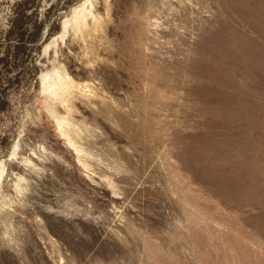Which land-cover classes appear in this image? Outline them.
Here are the masks:
<instances>
[{
  "label": "rangeland",
  "instance_id": "obj_1",
  "mask_svg": "<svg viewBox=\"0 0 264 264\" xmlns=\"http://www.w3.org/2000/svg\"><path fill=\"white\" fill-rule=\"evenodd\" d=\"M0 264H264V0H0Z\"/></svg>",
  "mask_w": 264,
  "mask_h": 264
}]
</instances>
